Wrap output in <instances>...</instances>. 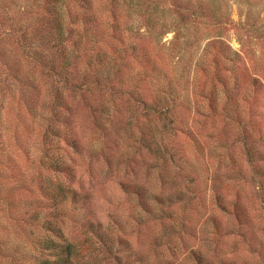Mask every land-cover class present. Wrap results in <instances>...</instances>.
<instances>
[{
	"label": "rangeland",
	"instance_id": "374dc122",
	"mask_svg": "<svg viewBox=\"0 0 264 264\" xmlns=\"http://www.w3.org/2000/svg\"><path fill=\"white\" fill-rule=\"evenodd\" d=\"M189 1L0 0V264H38L57 87L81 144L59 140L87 199L61 223L77 264H264V0ZM58 10L66 81L45 66Z\"/></svg>",
	"mask_w": 264,
	"mask_h": 264
},
{
	"label": "trees",
	"instance_id": "16d2710c",
	"mask_svg": "<svg viewBox=\"0 0 264 264\" xmlns=\"http://www.w3.org/2000/svg\"><path fill=\"white\" fill-rule=\"evenodd\" d=\"M185 3V8L192 11L194 15L202 14V0H200L198 4H190V1ZM149 5V3L146 4L147 9L144 15L146 23L148 20L151 21V15H153V12L149 11L151 9H149ZM57 13L60 18H58L57 26L50 32V36L58 42L57 46L54 45L53 54H59V57H53L51 59V64L45 66L48 67L49 73L58 77V80L62 77L64 80H67L71 73L70 68L73 65V51L66 45L68 40L66 37L67 28L65 27L64 16L60 10H58ZM147 25L148 29L151 30L153 25ZM165 32L169 33L170 31L166 30ZM98 36L102 39L104 31H99ZM59 58L62 59L61 62L58 61ZM40 62L43 63L44 61L41 59ZM104 82L105 84L107 82L110 83L113 86L112 89L115 91L127 87V85L123 83H120L119 86L117 84L114 85L109 79H104ZM96 83L99 84V81H96ZM220 86L223 87L224 96L227 97L229 95L227 90H230L228 83L222 80ZM57 88L55 96L53 97L54 107L51 109V115L48 121V123H50L47 126L44 138L40 141V145H38L42 147V151H44V154L48 158L46 160V157L43 156V161L41 162L42 167L50 173V177H47V181L45 180L40 183L41 193L45 200L44 207L48 209V213L45 216L46 219L44 222L42 223L41 220H39L38 223L41 230L44 229L45 231L44 237H41L39 241L41 248L38 254V264H77L75 246L65 237L61 223L67 221L69 218L77 216L79 210L82 212L81 209L83 205H85V202H87V199L81 197L71 185L60 181V175L68 176L70 179V177L74 175V172L70 165L66 163L63 152L61 153L63 148L60 147L59 140H63L67 146L76 152H79L81 144L77 136L72 135L70 132L62 131L59 127L58 122H61L62 118L60 106L66 94L65 91L61 90V87ZM105 89L106 87L104 86L103 90ZM212 96L214 100H212L209 107L217 113V107L219 106L218 99H220V96L218 92ZM141 102L148 105L150 101L145 99V101L142 100ZM235 114L239 116L238 111H235ZM86 210H89V207H86ZM86 210L84 211L85 214L87 213ZM38 217L36 219H38ZM87 224L91 228L95 227L94 221L92 220H89ZM98 225V227H100L99 223ZM92 232L97 233L103 243L105 240L109 239L106 232L100 228L93 229ZM109 246L111 249L113 248L112 243Z\"/></svg>",
	"mask_w": 264,
	"mask_h": 264
}]
</instances>
